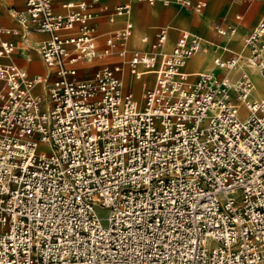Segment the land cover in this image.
<instances>
[{
    "label": "built area",
    "instance_id": "built-area-1",
    "mask_svg": "<svg viewBox=\"0 0 264 264\" xmlns=\"http://www.w3.org/2000/svg\"><path fill=\"white\" fill-rule=\"evenodd\" d=\"M55 1L14 12L23 41L48 34L36 46L47 72L0 62V264H264V101L247 72L189 79L204 41L181 30L165 51L166 26L146 51L128 49L129 20L99 46L97 0ZM129 14L125 2L108 19ZM17 34L0 23V57ZM243 43L214 65L264 76V10Z\"/></svg>",
    "mask_w": 264,
    "mask_h": 264
},
{
    "label": "crops",
    "instance_id": "crops-1",
    "mask_svg": "<svg viewBox=\"0 0 264 264\" xmlns=\"http://www.w3.org/2000/svg\"><path fill=\"white\" fill-rule=\"evenodd\" d=\"M25 1L26 0H0V23L5 27L18 31L17 35L4 36V38L12 40L15 43V48L9 57H0V62L19 65L27 70L29 74H45L47 69L37 52L36 46L40 40L47 38L48 34L43 32L27 34L26 39L23 41L21 38V34L24 30L23 26L17 22L14 17L15 11L22 10L25 7ZM59 1L61 0H56L54 2L53 10L55 12L62 11V8L59 6ZM162 1L163 0H156L154 3L150 4L138 0H97L90 10L94 15L91 22L95 25L99 33V46L103 44L102 36L105 33L122 27L126 20L132 23L131 35L127 40V47L129 50H149L151 42L155 40L157 29L166 26L168 28L167 37L162 49L170 51L179 32L181 30H186L205 38L201 37L204 41V49L198 51L201 52L199 53L200 55L192 59V57L198 53L196 52L188 59H192L190 62L193 66H191L190 63V65L184 64L183 66V70L188 74V77L191 74L188 70H195L197 71L196 75L198 73L207 72L218 77L227 76L230 79L237 78L239 76L238 71H235L237 68L229 71L214 65L211 70H206V65L213 61L216 56L228 58L231 56L232 52H241L243 55L247 54L243 38L251 31L258 18L261 16L264 10L263 0H203L205 5L200 12H195L190 8L181 6L175 3L174 0H167L168 3L166 4ZM125 2L130 4L129 16H114L112 21L109 20L108 16L112 12L113 7ZM207 5H209L211 9V15L208 16V26L210 28L207 33L204 32V36L199 32L197 20L202 11L206 9ZM214 25H221L223 27L230 25L235 26L236 31L233 34L221 35L217 33ZM143 37H146L145 42L141 40ZM91 67H93V64H89L85 70H81L79 75H89V69ZM248 68L252 67L245 65L242 67V71L246 69L247 74L251 78ZM252 69L257 71L255 68ZM253 76H261L264 79V76L260 72ZM130 78V76H127L126 80L128 88L132 90L128 85ZM133 81L137 82L140 96V82L134 79ZM35 90L40 91L41 88L37 87ZM251 97L252 99H256L252 94Z\"/></svg>",
    "mask_w": 264,
    "mask_h": 264
},
{
    "label": "rangeland",
    "instance_id": "rangeland-1",
    "mask_svg": "<svg viewBox=\"0 0 264 264\" xmlns=\"http://www.w3.org/2000/svg\"><path fill=\"white\" fill-rule=\"evenodd\" d=\"M211 15V9H210V7H209V5H207L206 6V9L204 10V11H202V13H201V15L199 16V18H198V20H197V22H198V26H199V32H200V34H202V35H204L205 36V33H207L208 31H209V26H208V16H210ZM184 25V24H183ZM205 32V33H204ZM139 37V36H138ZM199 53H201V52H198V53H196L193 57H192V59H194V58H196L198 55H199ZM192 59H190V60H187V63H186V65L187 64H189L190 63V61L192 60ZM244 60V59H243ZM214 63H213V61H211V62H209V64H208V67H206L207 69L206 70H211L212 68H213V65ZM245 65L244 64H240L238 67H237V69L235 70V71H238V74H240L241 72H242V67H244ZM93 69H94V66L93 67H91L89 70H90V73L93 71ZM248 70H249V72H250V74L251 75H254V74H256V73H258L257 71H254V69H252V68H248ZM191 74H190V76H189V78L190 79H194V77H195V75H196V73H197V71L196 72H193V71H191V70H188ZM223 72V71H222ZM127 84V81H126V79L124 80V86ZM134 84H136V82L135 81H133V79L132 78H130V80H129V87H131V86H133ZM131 89H132V87H131ZM132 91H133V89H132ZM138 92H139V90H138ZM133 93H135L134 91H133ZM136 94V93H135ZM138 97H139V95H137ZM98 214L102 217V219H104L105 218V216L107 215V211L104 209H99L98 210ZM102 223L103 224H105V220H102Z\"/></svg>",
    "mask_w": 264,
    "mask_h": 264
},
{
    "label": "bare ground",
    "instance_id": "bare-ground-1",
    "mask_svg": "<svg viewBox=\"0 0 264 264\" xmlns=\"http://www.w3.org/2000/svg\"><path fill=\"white\" fill-rule=\"evenodd\" d=\"M202 38H204L203 36H201ZM205 39V38H204ZM200 55V54H199ZM198 57V56H197ZM196 57V58H197ZM189 59L186 58L184 61V64L186 65L187 60ZM195 59V58H194ZM210 61V60H208ZM191 66H193V64L190 62ZM189 64V65H190ZM209 64V63H208ZM208 64L206 65V67H208ZM214 65V64H213ZM193 72H196L195 70H191ZM246 72V69L244 70ZM189 78V77H188ZM252 81H253V87L251 89V94L252 96H254V98L258 99V100H262L264 101V79L261 76H253L251 75ZM126 79L125 75H124V79H123V84H124V80ZM190 79V78H189ZM127 81V80H126ZM133 91L136 93H133L134 97L136 98V100L140 99V96L138 97L137 95H139L138 93V85L137 82L136 84H134L133 86H131Z\"/></svg>",
    "mask_w": 264,
    "mask_h": 264
}]
</instances>
